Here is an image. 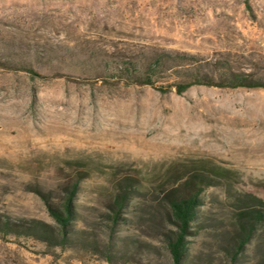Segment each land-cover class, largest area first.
I'll return each instance as SVG.
<instances>
[{
	"label": "rangeland",
	"instance_id": "obj_1",
	"mask_svg": "<svg viewBox=\"0 0 264 264\" xmlns=\"http://www.w3.org/2000/svg\"><path fill=\"white\" fill-rule=\"evenodd\" d=\"M165 53L163 90L124 71ZM195 67L264 82V0H0V216L17 224L0 264H173L164 196L191 174L180 264H264V219L234 243L264 214V86H169ZM76 180L63 229L49 209Z\"/></svg>",
	"mask_w": 264,
	"mask_h": 264
},
{
	"label": "trees",
	"instance_id": "obj_2",
	"mask_svg": "<svg viewBox=\"0 0 264 264\" xmlns=\"http://www.w3.org/2000/svg\"><path fill=\"white\" fill-rule=\"evenodd\" d=\"M176 57L178 56L165 53L160 55L154 63L147 65L143 69L132 66L128 69H124V71L128 77H131L136 82L149 84L157 89L163 90L164 88L162 86H155V80L163 77L168 69L174 67L167 62V59H174ZM163 62H165L164 65ZM193 84H212L231 87L264 86V82L249 80L238 74L224 75L221 76L219 80H216L213 75L202 74L197 67L189 68L186 80L183 82H175L169 86L174 87L177 93H181ZM200 179L201 178L198 174H191L187 177L183 188H173L164 196L167 219L171 225L176 226V230L173 231L174 235L167 240V247L171 254L173 264H180L184 257V234L186 233L189 224L194 217L196 207L199 204L198 192L193 190L192 187L200 184ZM77 183L78 181L76 180L71 186H69L68 194L65 197L62 209L54 207H50L49 209L53 218L63 229L68 224L71 217V201L75 195ZM130 188H132V186L126 180L118 184L112 205L115 213L117 212L116 210L125 203ZM113 217H116V215H113ZM262 219H264V214L260 211L258 213L248 211L243 216H240L235 225V231L238 235V240H235L234 242L235 245H241L242 241L240 240H243V242L247 241L255 223L262 221ZM16 226L17 224L9 218L0 216V232L6 233L9 231H15L14 229H16ZM237 251V247L233 249L234 253ZM233 256L235 255L233 254Z\"/></svg>",
	"mask_w": 264,
	"mask_h": 264
}]
</instances>
